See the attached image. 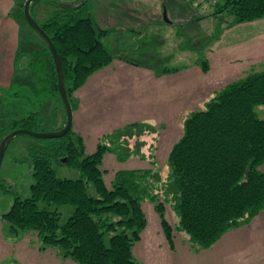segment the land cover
<instances>
[{"label": "trees", "instance_id": "1", "mask_svg": "<svg viewBox=\"0 0 264 264\" xmlns=\"http://www.w3.org/2000/svg\"><path fill=\"white\" fill-rule=\"evenodd\" d=\"M43 1L48 2L34 0L30 10L56 45L72 103L75 89L114 58L103 41L107 30L96 23L85 2L64 4L49 0L59 7L41 22L34 8ZM218 13L231 16L232 24L255 20L264 17V0H219L212 14ZM41 38L56 80L53 87L59 94L56 67ZM30 62L34 64L32 58ZM28 66L19 73L27 74ZM202 68L209 69L207 60L202 61ZM258 104L264 105V69L227 83L204 109L191 111L183 122L182 135L168 154L170 171L165 180L150 169H120L111 187L104 179L106 170L100 167L105 154L109 151L125 160L135 152L143 158L142 142L133 150L128 144L124 147L118 143L121 135L148 129L144 127L146 123L133 122L114 130L88 154L83 137L71 128L64 136L34 146L30 155V194L24 198L15 196L2 217L11 233L34 230L42 247H56L78 264H142L133 252L147 224L142 201L155 202L162 229L172 242L174 227L165 215L170 201L179 216L177 228L189 234L194 247H210L230 228L251 221L264 210V171L259 168L264 163V119L255 111ZM13 121L14 128L25 127L28 122ZM135 128H139L137 133ZM114 140L118 141L115 145ZM63 157H67L66 163L79 168L80 178L57 176L53 158L62 162ZM90 185L94 187L93 194ZM63 205H70L72 211L61 223Z\"/></svg>", "mask_w": 264, "mask_h": 264}, {"label": "rangeland", "instance_id": "2", "mask_svg": "<svg viewBox=\"0 0 264 264\" xmlns=\"http://www.w3.org/2000/svg\"><path fill=\"white\" fill-rule=\"evenodd\" d=\"M25 1L19 0L13 13L20 26V49L12 79L6 81L5 85L0 84V137L17 128L13 126V120L16 119L28 120L25 127L36 131L59 130L66 123L65 106L53 87L56 80L50 71L51 63L45 53V43L26 23L22 13L24 5L20 8L21 3ZM59 1L64 4L85 2L89 11V3L86 0ZM111 1L114 5L141 9L144 15L139 17L140 21L132 20L137 21L138 25L134 24V31L119 32L117 29L122 23L110 25L111 31L106 29L107 33L103 37L108 50L114 58L121 55L126 60L140 63L141 68L145 70L152 67L155 71L164 72L163 69L175 68L169 72L173 74L166 76L168 84L165 86L174 90L175 100L174 104L169 102L168 105L167 96L164 97L163 92H160L158 103L148 110L120 116L117 114L120 118L117 123L124 124L123 127L133 122H145L144 127L148 129L139 133V128H135L133 131L138 134L121 135L119 143L116 140L112 143H122L124 147L128 144L133 150L142 142L140 150L148 157L140 158V155L134 152L125 160H120L115 153L108 151L100 167L106 170L104 179L108 187H111L115 172L120 169H150L154 174L159 173L165 180L170 171L167 163L169 150L182 135L183 122L191 111L204 109L206 102L227 83L240 79L250 71L264 69V17L232 24L231 16L225 13L212 14L217 3L176 0L172 12L170 0H151L153 4L157 2V10L151 5L146 6V10L142 9V3H136L135 0ZM57 7L59 6L50 4L49 0L43 1L35 6L34 13L42 22L49 18ZM181 12L183 15L178 14ZM94 20L98 24L95 18ZM148 21L155 24L150 25ZM22 54H27L29 61L31 58L34 61V64H29L28 61V71L24 75L19 73V69H22L19 66V57ZM204 60L210 62L211 66L206 71L202 69ZM196 98L199 99L198 104ZM197 105H200L199 108ZM255 111L259 118L264 119V105H256ZM113 118L112 114L110 121L116 123ZM60 121L61 126H56ZM49 140L51 139L20 133L7 145L0 167V264H78L71 257H64L62 251L56 247H42L34 230L11 233L2 217L12 205L15 196H29L33 182L31 152L35 150L34 146L45 145ZM85 153L88 154L86 149ZM66 161L58 162L53 158L52 164L57 176L80 178L79 168ZM259 168L264 171V163ZM150 180L153 181L152 177ZM89 191L95 193L92 185ZM155 191L157 192V186ZM161 198L164 199L163 194ZM169 202L166 203L165 215L174 227L175 247L171 251H167L168 248L165 250L166 241L159 240V236L163 238L162 231L153 242L145 235L143 240H138L133 246L134 256L142 264H264V252L257 249L260 239L253 238L251 232H245L246 227H241L239 231L235 229L237 227L230 228L210 247H194L189 234L177 228L179 216ZM154 204L155 202L149 199L142 201L148 223L146 226L150 232L156 229L158 232L161 225ZM60 211V222L63 223L70 215L72 207L63 205ZM188 240L192 250L187 254L183 251V243L188 244ZM238 251L240 253H236Z\"/></svg>", "mask_w": 264, "mask_h": 264}, {"label": "crops", "instance_id": "3", "mask_svg": "<svg viewBox=\"0 0 264 264\" xmlns=\"http://www.w3.org/2000/svg\"><path fill=\"white\" fill-rule=\"evenodd\" d=\"M86 1L89 3L90 13H92L97 20L99 26L104 29H109L110 31L111 29L109 26H115L118 25V23H122L118 26L117 30H119V32L128 30L134 31L136 29L134 24L137 25L136 22L140 21L139 17L144 15L141 9L127 8L125 5L119 4L114 5L111 0ZM135 1L136 3L140 1L142 3L140 8H145V10L147 9L146 6L150 7V5L154 7L155 10L159 8L157 2L153 4L151 0ZM175 1L176 0L169 1L170 11L175 9ZM16 3H19V0H0V84L2 85H5L6 81L12 79L15 71L14 66L17 64L16 61L20 49V26L13 14ZM150 10L152 9L150 8ZM178 14L183 15L182 12ZM127 18H129V20H127ZM132 20L137 21H134V23ZM148 24L153 25L155 23L148 21ZM23 56L20 55L19 61ZM209 67H211L210 62ZM164 72H159V70L155 71L152 67L145 70V68H141L140 63L126 60L123 56L117 55L110 64L94 71L87 78L86 82L75 91L71 104L73 109L72 128L83 137L85 149L88 153H92L96 149L97 144L102 141L107 134L115 129L123 127L124 124L117 123L120 120V118L116 116L117 114L120 116V114L140 113L143 110H148L158 103L160 92H163L162 94L164 97L167 96L168 105L169 102L171 105L174 104V90L165 87L167 83L166 76L173 73ZM196 99V103L198 104L199 99ZM197 106L199 108L200 105ZM112 114L114 115L113 121L115 119L116 123L110 121L112 120ZM56 126H61V121L60 123L57 122ZM146 157L148 156L144 154L143 158ZM241 227H246L244 228L245 232H251L250 235L253 238L260 239L257 249L263 253L264 212H259L251 221L235 229L239 231ZM156 231L150 232L148 226H146L141 233L139 241L143 240L146 235V238L153 242L158 238L157 234L160 235L162 231L161 234H163V238L159 236V240L161 242L166 241L167 245L165 250L167 248V251L174 249L176 243L174 231L172 242L168 241L161 225L158 232ZM262 235L263 243L261 244ZM187 243L189 245L183 243L185 245L183 251L188 254L192 250V245L189 240ZM236 253L240 252L238 251Z\"/></svg>", "mask_w": 264, "mask_h": 264}, {"label": "water", "instance_id": "4", "mask_svg": "<svg viewBox=\"0 0 264 264\" xmlns=\"http://www.w3.org/2000/svg\"><path fill=\"white\" fill-rule=\"evenodd\" d=\"M33 1L34 0L25 1L24 7H23L24 15H25V18L28 24L43 37V39L45 40V42L47 43L50 49V52H51V55H52V58H53V61L56 67V72H57V84H58L59 95L66 109V123L61 129L55 130V131H36V130H32L26 127H19V128L12 130L8 134H6L0 141V167L3 161V157L5 154L7 145L9 144V142L12 140V138L15 135L20 134V133H26L34 137L56 138V137L64 136L72 128V124H73V109H72V105L67 95L66 88H65V83H64L65 74H64L62 63H61V59H60L58 50L56 48V45L54 44L50 36L46 33V31L39 25V23L37 22V20L34 18V16L31 13L30 6ZM28 61H29V57L23 56L21 58L19 66L22 68L25 67ZM62 160L66 161L67 157H63Z\"/></svg>", "mask_w": 264, "mask_h": 264}, {"label": "built area", "instance_id": "5", "mask_svg": "<svg viewBox=\"0 0 264 264\" xmlns=\"http://www.w3.org/2000/svg\"><path fill=\"white\" fill-rule=\"evenodd\" d=\"M197 1H200V2L204 1V2L209 3V4H212V3L215 4V3L219 2V0H197Z\"/></svg>", "mask_w": 264, "mask_h": 264}]
</instances>
